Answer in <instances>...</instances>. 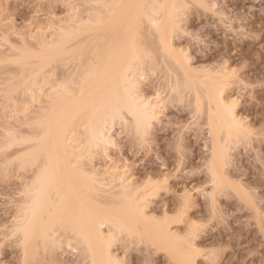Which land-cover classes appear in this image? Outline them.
Returning a JSON list of instances; mask_svg holds the SVG:
<instances>
[{"label":"rangeland","instance_id":"obj_1","mask_svg":"<svg viewBox=\"0 0 264 264\" xmlns=\"http://www.w3.org/2000/svg\"><path fill=\"white\" fill-rule=\"evenodd\" d=\"M189 2L186 5H192V7L181 8V11L183 10L181 13L184 18V24L182 31L172 36L174 48L179 51L182 49L189 56L190 63L194 68L211 69L213 70L212 72L219 71V67L225 66L228 67L227 70L229 71L233 68H238V51H248L250 53L248 64L242 70L239 80H232V82L228 78L230 83L227 80L228 85L226 84L225 94L226 97L229 96L228 99L230 98V100L238 99L237 112L242 118L244 117L243 119L248 123V127L253 130H259L264 125V106L261 103L262 92L260 88L261 76L264 74V58L260 54L261 45L264 44V40L260 37V26L264 23V0H212V2L220 6L219 11L229 20L235 17L236 22L239 23V15L237 14L244 15L245 34L243 38L239 36L233 38L231 34L225 36L224 31L217 26V21L220 19L219 16H211L207 12L202 13L201 9L195 7L199 3L198 1L189 0ZM49 3H54L56 6L54 8L43 7V5ZM66 5H72L73 7H66ZM93 5L95 4L92 0H0V172L6 168H11L15 176L18 177L7 184L0 180V237H3L6 233L8 235L12 234L13 227L11 225L16 220L15 214H17L18 205H20L21 199L24 198L19 195V192L27 187V179L30 180L36 168V165H34L35 168H32V165L31 167L29 166L30 164L21 167L19 165L20 160H17V156L27 149L24 146L22 147V145L28 144L27 142L23 141L21 146L19 145L20 142L18 144L15 143V147H13L15 144L8 145V141L12 139L10 136L13 135L10 134L11 131H16L20 140L21 136L23 138L29 137L27 135L29 126L25 122L28 118L26 115H31L30 110L35 108V104L27 109L25 108L29 96L24 91L25 81L23 79L26 74V68L30 65L27 60H36L31 57L32 55L29 52H40L44 43L42 41L52 42L64 26L71 24H74L71 26H78L80 24L78 21L83 19L82 16L87 18L90 12L88 9ZM34 13H41V15L35 18L34 26L29 27L24 34L22 42L15 33L21 30L23 22L33 20ZM85 22L86 20L84 19L83 23H81L84 24L82 26L85 28L90 27L92 24V22H88L89 24L86 22L87 25ZM99 26L101 25L99 24ZM89 32L91 31L81 34L78 40L89 44L92 39H90L92 34ZM141 32L139 31L141 36H146L147 39L144 40L142 36L140 40L143 39V43L147 44L150 41L148 36L150 35L149 26H142ZM87 35L89 38L86 37ZM138 35L136 33V36ZM238 40L239 46L237 47ZM153 42L149 43L152 44ZM154 44L158 47H154V53L156 52V54H153L155 58H152L158 70L155 79L159 81L167 77L170 82L174 76L171 68L175 70L176 66L169 58L163 57L164 55L158 41ZM89 49L90 47H87L88 52ZM31 60L29 61L31 62ZM76 61L78 62V60ZM76 61L75 63L78 64L79 62L77 63ZM165 62H167L169 67ZM75 63H71V68L76 67L74 66ZM152 64L148 66L146 64L147 70L150 71L152 69ZM57 68V73L63 71L61 65ZM171 75L172 77L169 78ZM242 85L247 86V90ZM48 86H44V88L47 87L45 90L49 88ZM143 93L148 97L152 95L151 92ZM171 94H169L171 97L168 96V99L169 97L173 99H169L166 102L164 118L154 126L149 151L134 156L132 154L135 144L134 139L130 135L121 138V141H123V160L129 162L127 177L131 175L132 180L136 181V183L138 182L137 185L139 183L141 185L145 184L151 180L159 185V189L150 197L149 208H147L149 211L147 212L160 219L162 217V219H165L169 215L170 218L173 217L172 222L176 223L184 218L181 223H172V227H175L174 230L178 228L180 232L186 233L183 235H187L191 222L204 225L197 233L198 236H195L196 240H193L196 243L195 246H198L197 250L193 252L196 264H261L264 261V252H262V246H264V225L261 222V216L264 214V206H262L264 205V191L260 189L255 164L253 163L252 166L247 165L249 154L242 151L243 144L239 143L237 144L239 147L237 145H235V148L233 147L231 157L234 161L241 162V167H236L233 163H229L227 168L228 176L234 182V186L235 184L240 187L243 185L247 192L244 191L246 193L244 197L251 196L248 198H251V202L246 201L239 193L237 195V192L232 189L234 186L231 189L229 187L227 191L224 190V193L222 191L219 194L216 193L218 218L209 223L212 215L211 201L206 194L212 192L213 183L210 181L211 176L207 167V163L211 158L210 133L206 122L207 113L196 111L191 97L186 95L187 91L182 94V97H180L181 95L178 96L177 92ZM203 111L205 110L203 109ZM127 115L129 114L127 113ZM127 121L129 125L126 124L125 128L128 132H131L132 118ZM119 127L120 121L117 120V131ZM177 135L182 137L183 141L182 165L181 158L178 157L171 147ZM18 147L24 149L17 152L15 150ZM252 147L258 151L261 150V140L258 131L255 140L252 141ZM137 151H139L138 148ZM157 156L159 159L156 158ZM108 157H111V159ZM108 157H105L102 153L94 152L91 163L93 162L92 164L103 172L112 167L114 163L121 167L125 166L120 155L115 150H109ZM20 164L22 163L20 162ZM178 167L181 168L179 173L176 171ZM194 169L198 171L192 174ZM106 173L108 172L106 171ZM105 175L103 174V176ZM109 185H106L108 187H103V189L110 191L111 187L109 189ZM194 188H202L203 191L195 193L193 192ZM186 191L191 193V202L188 207L182 205ZM102 194L104 195V193ZM183 210H185V213ZM167 212L170 214L167 215ZM105 229L108 231V227ZM179 230L175 232H179ZM118 236L121 237L118 238ZM190 236L193 237V235ZM18 237L16 235L10 244L0 245V264H47V262H54V264L68 262V264H71L73 261L75 264L89 263L87 255H84L85 250L82 246L73 242V248L76 249L75 252L67 247L68 243L65 235L62 236V250H53V245L44 248L43 244L42 248L38 246L37 249L40 247L39 252L35 249L34 251H37L35 254L33 251L35 254L33 258L32 256L30 259V256L26 258L29 263H25L27 261L22 258L24 251H22L21 239L19 241L21 244L17 241L21 238V235ZM131 237L134 236L127 233L123 234L122 232L116 236L114 239L115 243L113 240L114 245H112L113 252L121 256L122 260H126L127 264H144L145 261L149 262V264H177V261L175 262V259L167 251L157 249L154 242H149L150 239H147V237L143 236L146 239H141V236L135 238L137 237L136 235L134 238ZM193 241V244H190L194 246L195 243ZM37 242L35 246H37ZM39 244H42L41 239Z\"/></svg>","mask_w":264,"mask_h":264},{"label":"bare ground","instance_id":"obj_2","mask_svg":"<svg viewBox=\"0 0 264 264\" xmlns=\"http://www.w3.org/2000/svg\"><path fill=\"white\" fill-rule=\"evenodd\" d=\"M187 1L92 0L96 6H90L89 16L87 15V18L82 16L83 19L78 21L80 22L78 26H71L74 24L68 25L69 27L64 26L52 42L42 41L44 43L40 52L38 50L37 53L29 52L36 60L33 58L34 61L27 60L30 65L26 68L27 72L24 69L26 74L24 73V79L22 78L25 81H23L25 85L23 88L29 96L27 103L31 100V93L35 92L37 104L33 110L31 108L32 111L30 110L32 116L26 115L28 121L25 122L29 126V133L27 132L29 137L21 136L20 140V137H17L18 133L11 131L12 139L9 137L11 140L8 141V145L20 142V146L23 141L27 142L28 144L22 145L27 149L18 155L19 157L17 156V160H20L23 165L16 161L21 167L30 164L29 166L32 165L33 168L36 165L33 176L30 180L27 179V187L23 190H27L28 195L21 199L17 214H15L16 220L11 225L13 230H16L17 237L21 235L17 241L21 239L22 251H24L22 258L27 261L25 263H29L26 259L28 256H30L29 259L35 256L37 253L35 249L39 252L43 244L46 248L54 243H60L64 235L67 237V243L72 241L84 248V255H87L89 260L88 264L122 260L121 256L113 252L112 245L115 243L116 236L123 232V234L127 233L134 237L136 235L135 238L147 237L150 239L149 242H154L157 249L167 251L175 259L174 261H177V264H196L193 252L198 246H195L196 243L193 240H196L195 236L198 234L193 235L192 224L197 223L191 222L192 227L187 228L188 232L185 230L187 235H183L186 233L180 232L178 228L176 230L180 233L175 232L172 223L176 222H172L173 217H169V212L166 213L168 216L165 219L161 218L162 220L147 212L150 197L159 189L157 183L151 180L137 185L138 182L132 180L131 175L127 177L124 171L125 166L121 167L114 163L112 167L103 172L97 169L92 164L93 162L91 163L94 152L98 153L94 148L92 131L101 130L103 122L111 119L117 107L127 109L130 103L126 95L128 69H133V75H139L147 70L148 65L154 63L155 56L153 55L151 63L150 61L145 62L146 69L144 66L138 68L134 62L137 49H146L156 54L154 43L158 41L160 46L159 35L150 26L149 42H153L154 39L156 42L152 44L148 42V45L143 43V39L140 40L143 36H141V30V33L136 36V19L142 15L163 13V18H172L179 22V19L183 17L181 8L183 9L184 5L190 3L189 0ZM193 1L200 2V0ZM144 5L148 7H143ZM84 19L87 23L92 22L90 27L82 26ZM86 31H91L89 33L92 34L89 44L78 40L80 35ZM143 37L144 40L147 39L146 36ZM169 42L175 49L172 44V35H169ZM87 47H90L89 52ZM160 49L163 57L169 58L176 66L175 70L170 67L174 76L171 75L169 78H173L170 83L176 88L178 96L182 97V94L187 91L186 95L191 97L196 111L207 113L206 122L211 143V158L207 167L211 176L210 181L213 183L214 178L220 179L224 185L217 189L216 193L219 194L221 191L224 193V190L227 191L229 187L231 189L234 186V182L228 176L229 166L220 167L218 159L214 163V154H218V150L223 146L231 156L233 147L239 144L234 139L237 133L233 128L232 120L223 107L234 100L228 99L229 96L226 97L225 94V85L230 83L228 78L231 71L227 70L226 66L219 67L220 70L216 72H212L211 69H197L191 63H184L179 50L175 49L176 51L167 53L161 46ZM186 57L190 61L189 56L186 55ZM73 62L76 67L71 68ZM165 63L168 65L167 62ZM60 65L64 69L62 68L61 73H57L56 69ZM61 84L65 87H60ZM45 85H49L47 90H45L47 87L44 88ZM53 88L56 91H53ZM41 90H43V96L40 95ZM169 92L168 96L173 93ZM141 96L147 95L141 91ZM170 97L169 99L172 100L173 98ZM169 99L167 97V101ZM234 111L236 119L244 118L237 112L236 107ZM127 113L124 115L125 121L132 118L133 124L135 117L131 112ZM18 148L15 151L24 149ZM214 172L218 173L216 177H214ZM108 184L111 185L109 189L111 187L113 190L103 189V187H108L106 186ZM237 185L235 184L236 187L232 189L237 192V195L246 196L247 192L243 185L241 186L244 189ZM249 197L244 198L251 202ZM183 203L182 205H185ZM182 220L179 222L181 223ZM107 227L108 231L105 229ZM40 239L42 244H39ZM191 240L195 243L194 246ZM35 241L37 246H35ZM38 246H40L39 249H37Z\"/></svg>","mask_w":264,"mask_h":264},{"label":"snow or ice","instance_id":"obj_3","mask_svg":"<svg viewBox=\"0 0 264 264\" xmlns=\"http://www.w3.org/2000/svg\"><path fill=\"white\" fill-rule=\"evenodd\" d=\"M56 5L54 3H49L47 5H43L46 8H54ZM66 7H73L72 5H66ZM143 7H148L144 5ZM155 7V6H153ZM164 7V6H160ZM175 7V6H173ZM183 7L188 8L192 7V5H184ZM196 8L201 9L202 13L207 12L211 16H219L220 19L217 21V26L220 27L225 36L231 34L233 38L236 37H244L245 34V21L243 14L239 15V23L236 22V18L233 17L229 20L227 17H224L223 14L219 11L220 6L212 0H200L198 4L195 5ZM41 13H34L33 20H27L23 22L21 26V30L16 32L15 34L19 37V39L23 42L24 34L28 31L30 26H34V20L37 16H40ZM184 18L181 17L179 22H176L175 19L172 18H163V13L156 15H147L140 16L135 21V32L139 33L142 26H150L155 32L159 35V43L163 50L167 53H172L176 51L173 49L169 42V35L175 36L178 32H181L183 29ZM260 37L264 40V23L260 26ZM239 46V40L237 41V47ZM181 57L185 64H189L190 61L187 59L186 55L183 53V50H180ZM261 57L264 58V44L261 45L260 49ZM239 55V67L233 68L231 70L229 79L230 80H239L240 74L244 67L249 62L250 53L248 51H238ZM153 57L152 52L146 49H137L136 55L134 57V62L137 67L144 66L146 69V61H151ZM158 70L156 69L155 63L152 64V69L144 70L139 75H133V69L129 68L126 77V95L128 101L127 109L122 107H117L114 115L110 120H105L102 124V128L99 131L95 129L92 131V135L94 137V148L98 153H102L105 157H108L109 150H115L117 154L120 155L122 162L125 164L124 171L128 172V164L129 162L123 160V152H122V143L121 138L130 135L135 144L132 149V154L140 155L145 151H149L151 148V137L154 132V126L158 124L164 118V111L167 102L168 92H176V88L172 86V84L167 80V77H164L162 80L157 81L155 77L157 76ZM178 79V78H177ZM226 86V85H225ZM243 86V85H242ZM60 87H65L64 84H61ZM245 90H247V86ZM260 88L262 92L261 103L264 106V74L261 76ZM141 89L143 92L148 93L151 92V97L141 96ZM53 91H56L53 88ZM43 96V90L40 93ZM36 93H31V100L29 103L25 105V108L31 107V105L36 104ZM239 103L238 99L232 100L230 103L223 105L225 111L228 113L232 120L233 128L235 129L237 135L234 139L243 144L244 147L242 149L243 152L249 154V159L247 160V165L252 166L253 163L256 166V171L258 172V181L260 185V189L264 191V125L261 126L259 130H253L246 125V122L243 119H236L235 116V107ZM127 112H131L132 116L135 117V120L132 124L131 132H128L125 128L127 121L124 119V115ZM117 119L120 121L119 130H116V122ZM257 131L259 132V138L261 140V150H256L252 147V141L255 140ZM233 139V137H230ZM173 151L176 152L178 157L181 158L182 165V156L184 152L182 137L177 135L176 140L171 145ZM137 148L139 151H137ZM111 159V157H108ZM159 159V157H156ZM218 159L220 167H227L229 163H233L236 167H241V162L234 161L230 156L228 150H225L223 146L218 150V154H214V163ZM134 166V165H133ZM243 170V169H241ZM177 173L181 172V168L178 167L176 169ZM196 169L193 170L192 174H195ZM218 173L214 172V177H216ZM18 178L15 176L14 171L11 168H6L4 171L0 172V180H2L5 184L9 183L12 179ZM223 183L220 179L214 178L213 180V191L211 193H207V198L211 201L210 208L212 211L211 218L209 223L218 218L217 214V206H216V191L217 189L223 187ZM202 188H194L193 192L200 193L202 192ZM21 197L28 195L27 190L19 192ZM191 202V193L187 191L184 193V203L185 207H187ZM264 206V205H262ZM262 225H264V214L261 216ZM204 227V225L194 224L193 225V235L197 234L199 230ZM16 236V230H12V234L8 235L7 233L0 237V245L10 244L14 237ZM53 250L63 249V243H54ZM67 247L71 249L73 252L76 251L73 248L72 241H69ZM262 252H264V246H262ZM47 264H54V262H47ZM64 264H68V262H64ZM71 264H75V262H71ZM95 264V262H93ZM103 264H127L126 260H109L103 262ZM144 264H149V262L145 261ZM264 264V261L261 262Z\"/></svg>","mask_w":264,"mask_h":264}]
</instances>
